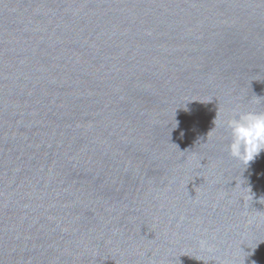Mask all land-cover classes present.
Instances as JSON below:
<instances>
[{"label":"water","instance_id":"obj_1","mask_svg":"<svg viewBox=\"0 0 264 264\" xmlns=\"http://www.w3.org/2000/svg\"><path fill=\"white\" fill-rule=\"evenodd\" d=\"M237 110L264 0H0V264H264Z\"/></svg>","mask_w":264,"mask_h":264},{"label":"clouds","instance_id":"obj_2","mask_svg":"<svg viewBox=\"0 0 264 264\" xmlns=\"http://www.w3.org/2000/svg\"><path fill=\"white\" fill-rule=\"evenodd\" d=\"M221 126L227 132L229 158L244 169L264 152V112L237 110Z\"/></svg>","mask_w":264,"mask_h":264}]
</instances>
